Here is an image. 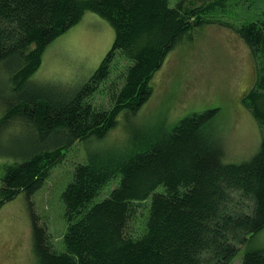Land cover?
<instances>
[{
    "label": "trees",
    "instance_id": "obj_1",
    "mask_svg": "<svg viewBox=\"0 0 264 264\" xmlns=\"http://www.w3.org/2000/svg\"><path fill=\"white\" fill-rule=\"evenodd\" d=\"M87 12L109 21L116 34L100 66L71 94L34 80L47 48ZM205 15L204 7L188 11L171 0H0V70L10 92L0 97V129L25 127L29 135L2 166L0 209L24 195L37 264H231L264 229V135L250 160L227 163L207 131L218 109L150 136L132 131L122 148L88 152L62 194L68 226L60 252L51 249L33 209V196L68 150L79 142L101 145L121 113L136 115L145 106L151 77L192 30L209 23ZM236 33L255 57L264 50V23ZM113 72L120 82L111 107L96 108L91 98ZM263 90L264 70L246 98L264 125ZM115 179L118 186L97 202ZM149 199L144 233L132 238L126 230L136 204ZM242 264H264V248L246 251Z\"/></svg>",
    "mask_w": 264,
    "mask_h": 264
},
{
    "label": "rangeland",
    "instance_id": "obj_2",
    "mask_svg": "<svg viewBox=\"0 0 264 264\" xmlns=\"http://www.w3.org/2000/svg\"><path fill=\"white\" fill-rule=\"evenodd\" d=\"M171 6L188 11L204 7L209 23L192 30L167 56L163 66L151 77V98L136 115L121 113L116 127L101 145L93 141L92 144L76 143L33 196L34 212L52 250H62L68 226L62 194L72 181L76 166L86 162L88 152L97 147L122 148L134 131L150 136L172 128L191 114L218 109L207 131L215 135L224 149L226 162L248 161L259 150L264 125L253 116L251 102L246 98L259 73H263L264 50L255 57L236 29L251 22L264 23V0H171ZM115 35L109 21L87 12L76 26L47 48L34 80L52 83L60 91L71 94L100 66L114 44ZM123 66L121 62L118 69ZM117 79V72H113L92 96L91 102L96 108L111 107V93L120 82ZM7 82L6 74L0 70L2 98L10 95ZM28 137L25 127L0 129V173L2 166L10 164L13 156L23 151ZM118 183L119 179L111 181L96 201L106 198ZM136 205L126 230L132 238L144 233L151 199ZM33 244L30 210L22 194L0 209V264H37ZM263 248L264 229L241 249L231 264H242L246 251Z\"/></svg>",
    "mask_w": 264,
    "mask_h": 264
}]
</instances>
